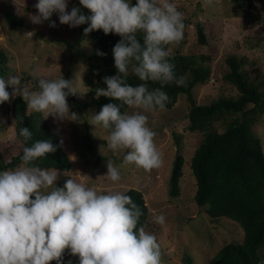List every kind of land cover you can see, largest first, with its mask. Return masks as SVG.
<instances>
[{
    "label": "clouds",
    "instance_id": "obj_1",
    "mask_svg": "<svg viewBox=\"0 0 264 264\" xmlns=\"http://www.w3.org/2000/svg\"><path fill=\"white\" fill-rule=\"evenodd\" d=\"M79 3L90 15L82 14L81 8L75 6L69 11L68 0H38L34 4L38 11L30 14V20L42 24L57 14L59 22L71 28L87 24L85 35L102 30L105 35L121 37L112 49L117 74L105 76L107 87L96 89L97 98L104 96L120 103L103 105L89 123L95 130L108 132L102 138L113 154L124 153L122 166L134 165L149 172L159 168L163 156L144 113L166 108L170 98L162 90L164 86L185 84L184 77L175 75L168 50V46L178 45L183 39L184 15L170 0ZM49 26L56 27V21L51 20ZM138 33L143 34V44ZM97 55L106 53L97 50ZM130 70L142 83L128 82ZM30 75L38 81V90L23 85L19 75H10L7 81L0 77V104L22 96L27 109L43 114L45 119L51 115L57 121L78 120L67 100L69 95L84 93L78 90V81L63 76L43 78L38 70ZM149 81L161 87L150 90ZM123 106L137 111L122 112ZM19 135L25 145L32 139L28 127H21ZM56 150L50 140H36L23 147L21 163L16 168L0 171V264H63L66 250L78 256L79 264H161L160 244L144 226L138 227L143 211L131 196L119 191L99 192L70 176L59 187V171L35 165ZM104 176L113 183L121 179L111 159L107 160ZM153 220L163 226L166 217L160 214ZM259 264H264V259Z\"/></svg>",
    "mask_w": 264,
    "mask_h": 264
},
{
    "label": "rangeland",
    "instance_id": "obj_2",
    "mask_svg": "<svg viewBox=\"0 0 264 264\" xmlns=\"http://www.w3.org/2000/svg\"><path fill=\"white\" fill-rule=\"evenodd\" d=\"M38 0H0V50L8 60L10 75H19L21 83L31 90L38 86L30 73L39 71V76L49 79L63 78L78 81L76 95L67 97L70 111L77 114L78 120H55L51 115L45 119L52 131L62 141V148L70 158L69 169H56L60 172L57 186L63 187L68 178L76 179L99 192H127L131 188L141 191L148 207L146 231L154 234L161 247V264H185L190 257L193 264H209L218 251L230 242H241L244 232L240 224L227 217L213 218L207 206L196 204V179L191 169V158L200 145L204 132L189 130L187 116L190 103L186 94H180L175 104L164 110L148 111V126L156 133L154 142L163 156L161 167L149 171L134 165L122 166L123 155L113 154L108 148V132L89 123L97 113L96 89L107 87L104 77L110 76L106 66L97 59L90 58L95 38L84 37L79 42L80 26L71 28L59 22L57 14L50 21L34 24L30 14ZM184 15V36L178 45L168 46L170 55H182L193 59L208 71L204 84H197L193 94L198 104H209L220 97L236 96L238 91L223 76L229 70L226 59L235 55L242 62L250 80L256 81L264 92V9L257 0H170ZM70 11L80 7L79 0H68ZM6 13L20 16L21 26L12 25ZM200 22L206 33V43L198 41L196 25ZM31 32V35L26 33ZM7 90L11 93L12 86ZM16 97V96H15ZM0 104V161H11L20 154L23 144L16 134V121L12 113L14 98ZM89 102L88 106L85 103ZM26 103V102H25ZM27 106V103H26ZM27 111L32 112L30 109ZM137 111L127 108L126 112ZM236 117L250 123L251 131L260 138L264 152V112L254 103H249L244 111L218 112L208 125V130L223 132ZM207 130V131H208ZM97 152L95 156L90 148ZM177 154L184 157L183 175L178 197L170 194V175ZM111 159L121 175L119 182L113 183L104 176L107 173V160ZM105 161V162H104ZM9 170V169H5ZM3 171V170H2ZM67 173V175H64ZM70 176V177H69ZM146 187V188H145ZM163 214V226L156 224L153 217ZM76 256L70 252L63 255V264H75ZM51 263L56 264V261ZM76 264H79L76 263Z\"/></svg>",
    "mask_w": 264,
    "mask_h": 264
},
{
    "label": "trees",
    "instance_id": "obj_3",
    "mask_svg": "<svg viewBox=\"0 0 264 264\" xmlns=\"http://www.w3.org/2000/svg\"><path fill=\"white\" fill-rule=\"evenodd\" d=\"M240 3L242 0H231ZM264 9V0H257ZM136 0H132L134 4ZM82 14L90 15L81 9ZM7 20L14 26L24 24L23 18L12 13H6ZM87 24L80 25V35L76 38L79 42L88 36L95 38V44L90 58L102 62L110 76L117 74L114 66L112 49L121 39L116 34L105 35L102 30L84 34ZM198 41L206 43V33L202 23L196 25ZM137 38L143 44V34L138 33ZM97 50L106 53L105 56L97 55ZM169 62L174 64V72L177 78L184 77L185 84L177 86L174 82L163 87L170 101L166 107H172L180 94H186L190 103L188 120L189 130L204 132L200 145L196 148L191 158V169L196 179V204L207 206V212L215 219L227 217L240 224L244 232L241 242H230L222 247L212 258L209 264H259L264 259V152L259 137L251 131L250 123L241 117L234 118L223 132L208 130V125L218 112L244 111L249 103H254L264 112V92L256 81H252L242 70V62L235 55L227 57L229 70L223 78L234 85L238 91L236 96L220 97L209 104H198L194 98L193 88L197 84H204L208 78V71L197 64L193 59H184L182 55H169ZM8 60L0 50V77L4 78L8 72ZM34 80V79H33ZM38 86V81L34 80ZM128 82L137 85L142 83L138 77L129 72ZM149 89L159 88L156 82H148ZM97 113L107 103L119 101L101 96L95 99ZM89 102L85 103L88 106ZM127 106L121 108L127 111ZM12 113L16 121V134L24 146H31L36 140L48 139L57 150L48 154L45 158L35 162L41 168L69 169L70 158L62 148L60 137L55 134L48 122L40 113L27 111L26 103L22 96H16L12 104ZM21 127H28L32 132V139L24 144V138L19 135ZM208 130V131H207ZM92 153L98 156L94 147L90 145ZM20 155L11 161H0V171L14 169L20 163ZM184 157L177 154L174 159L170 175V194L178 197L181 193L179 180L183 175L182 167ZM125 194L132 197L133 201L142 209L139 226H144L148 219V207L141 191L135 188L129 189ZM70 252L66 250L65 253ZM64 253V254H65ZM79 262L78 256L75 264ZM53 264V263H51ZM74 264V263H73ZM185 264H193L190 257L185 259Z\"/></svg>",
    "mask_w": 264,
    "mask_h": 264
},
{
    "label": "bare ground",
    "instance_id": "obj_4",
    "mask_svg": "<svg viewBox=\"0 0 264 264\" xmlns=\"http://www.w3.org/2000/svg\"><path fill=\"white\" fill-rule=\"evenodd\" d=\"M105 162V161H104ZM107 163V162H106ZM146 188V187H145Z\"/></svg>",
    "mask_w": 264,
    "mask_h": 264
}]
</instances>
